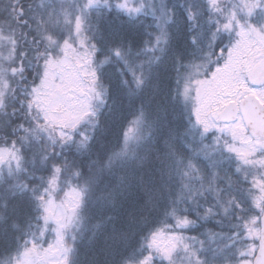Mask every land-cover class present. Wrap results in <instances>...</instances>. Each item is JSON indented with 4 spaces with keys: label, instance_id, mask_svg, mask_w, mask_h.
<instances>
[{
    "label": "snow or ice",
    "instance_id": "obj_1",
    "mask_svg": "<svg viewBox=\"0 0 264 264\" xmlns=\"http://www.w3.org/2000/svg\"><path fill=\"white\" fill-rule=\"evenodd\" d=\"M0 264H264V0H0Z\"/></svg>",
    "mask_w": 264,
    "mask_h": 264
}]
</instances>
